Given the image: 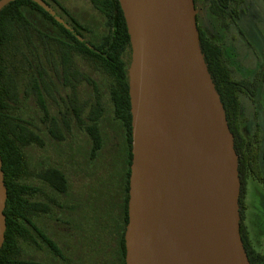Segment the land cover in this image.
<instances>
[{"label": "trees", "instance_id": "obj_1", "mask_svg": "<svg viewBox=\"0 0 264 264\" xmlns=\"http://www.w3.org/2000/svg\"><path fill=\"white\" fill-rule=\"evenodd\" d=\"M43 1L74 34L30 0H15L0 11V158L7 193L0 264H49L23 258L20 241L67 260L33 220L57 203L51 198L47 203L34 201L39 190L26 184L32 177L29 147L55 149L65 160L36 174L60 197L68 191L71 169L79 175L85 170L91 174L95 167L98 176L86 183V192L99 226L97 253L101 264H125L132 160L127 73L131 48L125 20L117 0H88L94 19L76 18L54 0ZM199 46L238 157L241 240L249 264H264L243 223L245 178L250 174L263 184L264 179L256 150L244 149L235 127L240 83L234 81L221 49L200 33ZM45 154L50 156L44 152L41 163Z\"/></svg>", "mask_w": 264, "mask_h": 264}, {"label": "water", "instance_id": "obj_2", "mask_svg": "<svg viewBox=\"0 0 264 264\" xmlns=\"http://www.w3.org/2000/svg\"><path fill=\"white\" fill-rule=\"evenodd\" d=\"M13 1L0 0V11ZM30 1L75 33L43 0ZM117 1L131 48L125 264H249L238 157L200 50L194 1ZM1 167L0 158V249L7 198Z\"/></svg>", "mask_w": 264, "mask_h": 264}, {"label": "rangeland", "instance_id": "obj_3", "mask_svg": "<svg viewBox=\"0 0 264 264\" xmlns=\"http://www.w3.org/2000/svg\"><path fill=\"white\" fill-rule=\"evenodd\" d=\"M64 2L74 17L80 19H90L92 17L94 19L95 15L91 6L88 5L89 3L87 4L83 0H64ZM258 4H251L239 21L244 30L241 37L248 41L250 49L259 58L258 61L246 59L245 68L247 70L244 69V71H248L250 76H252L254 66L258 70L264 69V16L260 9L261 7L264 11V5L262 2ZM205 17L207 34L213 41L222 44L224 56L231 62L234 53L231 46L223 43L225 37L223 32L216 28L218 26L216 19L209 15H205ZM239 76L237 77L240 78ZM105 104L108 108L109 103L107 100H105ZM45 150L50 156L48 157V154H45V158L43 157L44 163H41L42 154L46 151L41 152L42 150L34 147L27 149L28 163L31 168L30 176L32 177L27 179L26 184L37 187L39 190L34 201H45L47 203L46 200L51 198L57 203V206H50L44 213L35 214L33 220L43 233L59 247L67 260L63 262L42 247L20 241L23 258L49 264H101L100 253H97L100 250L99 226L93 217V202L90 204V196L86 192V183H93L98 173L94 166L89 171L91 174L85 170V173L81 171L77 175L71 169L68 172L70 182L66 195L60 197L52 194L40 182L36 174L41 173V169L46 166L62 165L65 160L57 155V150H50L49 147H46ZM83 180L85 181L83 182ZM245 204L244 216L249 224L252 244L255 250L264 255V188L255 180L248 179L247 181Z\"/></svg>", "mask_w": 264, "mask_h": 264}, {"label": "flooded vegetation", "instance_id": "obj_4", "mask_svg": "<svg viewBox=\"0 0 264 264\" xmlns=\"http://www.w3.org/2000/svg\"><path fill=\"white\" fill-rule=\"evenodd\" d=\"M56 4L63 7L69 12L68 7L65 5L64 0H54ZM87 4L88 0H83ZM194 8L196 11L195 20L199 33L207 37L212 43L218 46L222 51V56L231 71L234 81L240 83L238 92V110L236 115V129L244 142V149L250 151L256 150L258 159L259 171L264 179V69L258 70L256 66L252 68V76L248 71H244L245 61L259 60L255 53L250 49L247 40H244L241 35L243 28L239 24L241 16L245 14L246 9L251 4H258L264 0H193ZM253 2V3H252ZM47 4V3H46ZM48 5V4H47ZM90 7V3L88 4ZM209 5L212 6L211 11ZM259 5V4H258ZM49 6V5H48ZM260 6V5H259ZM50 7V6H49ZM264 16V11L260 7ZM70 13V12H69ZM71 14V13H70ZM205 15H209L216 19L217 29L223 32L225 37L223 43L231 46L234 58L229 62L225 56L222 44L213 41L207 34V24ZM212 37V35H211ZM251 50V51H250ZM252 52V53H251ZM237 55V56H236ZM247 70V69H246ZM240 75L238 78L237 76ZM250 173L251 170L249 169ZM239 175V174H238ZM248 179L257 181L250 174L245 178V193L243 198V220L244 212L246 211V185ZM258 182V181H257ZM264 188L262 182H258ZM244 223V222H243ZM247 230V229H246ZM248 234V231H247ZM251 247L255 250L252 239L248 235ZM255 252L261 254L257 250ZM263 257L264 255L261 254Z\"/></svg>", "mask_w": 264, "mask_h": 264}, {"label": "crops", "instance_id": "obj_5", "mask_svg": "<svg viewBox=\"0 0 264 264\" xmlns=\"http://www.w3.org/2000/svg\"><path fill=\"white\" fill-rule=\"evenodd\" d=\"M243 222H244V225L246 226V229H247V231H248V235H249V237H250V239H251L250 229H249V224H248V221H247V219H246L245 217H244Z\"/></svg>", "mask_w": 264, "mask_h": 264}]
</instances>
